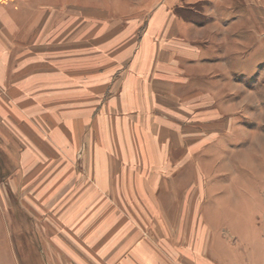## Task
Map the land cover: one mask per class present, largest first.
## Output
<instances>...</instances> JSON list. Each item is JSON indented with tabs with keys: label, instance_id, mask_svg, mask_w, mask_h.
Wrapping results in <instances>:
<instances>
[{
	"label": "rangeland",
	"instance_id": "obj_1",
	"mask_svg": "<svg viewBox=\"0 0 264 264\" xmlns=\"http://www.w3.org/2000/svg\"><path fill=\"white\" fill-rule=\"evenodd\" d=\"M36 10V21L15 39L24 47L6 53L15 82L0 88V264H53L43 252L45 227L61 221L64 205L76 207L80 226L100 219L102 234L121 227L140 241L150 235L137 214L117 210L115 199L125 203V196L93 192L87 151L91 138L103 139L94 125L98 117L109 122L110 98L121 92L126 71L152 78L160 61L171 67L158 72L167 71L187 104L173 122L191 125L182 139L197 144L191 153L187 146L172 153L183 158L168 180L181 188L183 217L196 211L200 223L213 210L216 225L220 208L229 206L230 232L217 236L233 243L243 226L238 213L254 218L244 211L256 209L264 264V0H39ZM176 20L190 25L182 38ZM181 49L195 58L171 57ZM158 50L168 54L156 61ZM162 107L177 114L173 105ZM158 111L161 123L172 122Z\"/></svg>",
	"mask_w": 264,
	"mask_h": 264
},
{
	"label": "crops",
	"instance_id": "obj_2",
	"mask_svg": "<svg viewBox=\"0 0 264 264\" xmlns=\"http://www.w3.org/2000/svg\"><path fill=\"white\" fill-rule=\"evenodd\" d=\"M38 2L39 0H0V88L2 85L1 89L4 92L8 83L15 82V71L9 70L6 53L13 51L16 46L24 47L15 44V39L24 35V29L36 21ZM189 26L178 20L175 23V29L178 30L175 35L182 38V32L188 31ZM16 28L19 29V33L16 32ZM27 50L34 51L32 47ZM193 51L181 49V53L174 52L171 57L195 58L196 54ZM160 53H165V57L168 54L165 50L160 52L158 50L156 61L162 59ZM33 57L36 59V55ZM164 61L169 62L166 58ZM138 64H141L139 67L147 66L146 60L145 62L139 60ZM168 64H162L160 61V64L156 65L153 62L152 78L143 72L137 76L131 71L127 75L130 70L126 71L121 92L110 98L111 115L106 117L109 122L106 125L101 124V120L105 118L98 117L94 125L103 139L91 138L87 151L89 157L87 177L93 180L96 186L93 192L114 197L125 196V203L123 197L118 199L113 197L119 208L117 210L132 213L133 219L137 214V219H141L140 227L149 231L150 235L142 237L140 241L135 235V230L125 232L121 227L116 229L117 233L110 229L102 234L104 228L100 219L89 227L80 226L77 220H73L76 207L64 205L59 216L61 221L52 218L53 221L49 220L45 227L46 241L43 252L47 261H53V264H64L63 260L68 264H140V261L141 264L262 263L256 246L261 236L258 229L261 225L259 226L255 215L256 209L244 211L251 212L254 218L238 213L237 219L238 221L243 219V226L238 227L241 235L233 243L217 236L223 229L230 232L229 206L223 205L220 208L216 225L213 224L216 218L213 210L206 211L205 219L200 223L196 211H193L195 215H192V211L184 212L187 214L183 217L181 188L173 187L168 181L174 173L175 164L183 161V158L180 154L175 156L172 153L180 146H187L191 153L197 144L192 145L189 142L188 146L187 140L182 139L183 132L193 131L191 125L183 126L182 123L173 122L175 119H182V111L183 108H187L185 107L187 104L183 105L178 101L180 96L172 89L174 87L172 78L165 77L168 75L167 71H164L163 75L158 72L162 66L170 68ZM30 68L31 66L28 69L29 74L32 72ZM113 100H116V107ZM161 104L166 107L175 106L177 114L173 109L164 108ZM158 109H162L172 122L161 123L163 119L159 117L161 115L158 114ZM130 114L132 116H128ZM119 119L121 123H118ZM142 134H146V140L141 139ZM2 148L5 149L0 145V150ZM184 159L190 160L191 157ZM10 173L1 175L6 180ZM114 180L118 182L113 183ZM17 190L15 189V192ZM182 219L186 223L183 230ZM157 225L163 230L171 229L174 235L157 234L159 231L154 230ZM175 231L184 234L177 236ZM137 239L141 247L134 249ZM182 241L186 242L182 244ZM215 243L220 244V247L215 248ZM177 244L182 246L176 247Z\"/></svg>",
	"mask_w": 264,
	"mask_h": 264
}]
</instances>
